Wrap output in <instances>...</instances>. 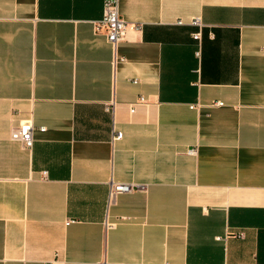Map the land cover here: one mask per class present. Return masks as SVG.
<instances>
[{"label":"crops","instance_id":"crops-1","mask_svg":"<svg viewBox=\"0 0 264 264\" xmlns=\"http://www.w3.org/2000/svg\"><path fill=\"white\" fill-rule=\"evenodd\" d=\"M103 7L0 0V264H264V0Z\"/></svg>","mask_w":264,"mask_h":264},{"label":"built area","instance_id":"built-area-1","mask_svg":"<svg viewBox=\"0 0 264 264\" xmlns=\"http://www.w3.org/2000/svg\"><path fill=\"white\" fill-rule=\"evenodd\" d=\"M103 17L95 22V28L98 31H104L108 40L115 46L123 39V33L128 30L130 23L126 21L120 14V0H104ZM183 24L182 20L178 21ZM190 24L198 27V30L193 32V37L200 40L202 38V30L205 24L199 17H195L190 21ZM138 26L137 24L135 25ZM121 57L115 56V62ZM142 99V98H141ZM107 110H110V105H107ZM11 138L20 141L27 148H31L34 144V125L32 122L21 123L13 128ZM123 136L121 131H117L114 139H120ZM194 151V150H193ZM134 189V185L130 183H112L110 187V199L115 195L123 192H130ZM76 219H68L67 224L75 222Z\"/></svg>","mask_w":264,"mask_h":264}]
</instances>
